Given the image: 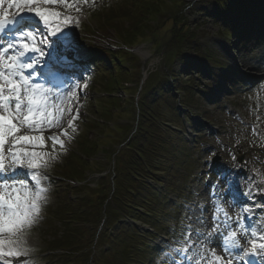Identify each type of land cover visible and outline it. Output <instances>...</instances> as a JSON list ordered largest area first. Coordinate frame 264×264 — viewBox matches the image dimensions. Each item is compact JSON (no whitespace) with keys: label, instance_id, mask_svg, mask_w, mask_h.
Wrapping results in <instances>:
<instances>
[{"label":"rangeland","instance_id":"1","mask_svg":"<svg viewBox=\"0 0 264 264\" xmlns=\"http://www.w3.org/2000/svg\"><path fill=\"white\" fill-rule=\"evenodd\" d=\"M132 1L66 0L67 3L73 5L71 8H65L64 5L59 3L50 4L49 7L52 11L61 13V19L64 17L71 18L67 26L54 34L56 45L53 46L52 50L57 52V56L63 55L60 51L65 47L60 38L65 36L66 33L74 35L73 40L75 43L74 46H72V43L69 44L73 48L67 49L69 52L65 55L75 56L81 66L86 61V57L97 53L96 49L104 47H110L115 51L124 49L122 47L124 46L123 41L118 34L120 30L116 29L115 26L124 24L123 28L126 29L131 25L130 18L138 11V7L131 5ZM42 6L46 7L45 4ZM130 11L133 14L128 20L124 21L122 17L126 14L125 12ZM108 14H114L118 18L115 16L116 19L112 23L103 27L100 17L101 15L107 17ZM169 14H161L148 24L150 28H153L152 32L157 33L160 38L165 31L161 46L144 41L129 49V51L141 50L148 54V58L143 60L137 51V53L135 52L137 61L130 60V62H126L125 65H127L129 77L132 81H127V84L122 82L121 87H112L113 94L107 93L105 90L107 81L100 79V76L104 75H102L101 67L96 66L92 73L97 77L92 78L89 75L90 73L86 72V76L80 84L81 87L72 91L76 93L75 97L65 98L66 107L69 110L64 113L63 127L59 130L65 133L61 136L64 146L57 145L53 148L52 142L46 140V147L41 149L52 156L53 159L48 167L40 173V187L46 189V191L41 193L42 198L39 200V213L36 222L24 232L28 236L25 241L26 246L30 244L31 247L36 249L28 259L35 260L36 264H45L44 258L48 260L46 264H58L55 260L49 261L48 255L41 253L47 250L48 242L51 239L50 236L47 237L49 230L47 225L45 226V211L47 212L50 206L56 203L57 199H74V197L62 193L61 188L58 187L60 180L56 176L62 175L60 171L64 167L62 160L65 161L69 153L81 154L82 151L78 145V133L84 130L87 140L98 145L94 160L102 158L104 151L110 152L114 148L115 145L103 141L102 138L118 124L122 126L133 125L135 93L131 89L138 84L144 73L147 74L146 78H152L150 87L157 83L155 80H170V75L177 76L180 80H191V83L193 81L198 82L202 88L201 94L205 97V105L203 102H198L196 104L197 111H189L191 112L192 121H195L197 118L194 116L199 114L196 123L198 130L195 134L201 138L196 143L193 142L195 135L191 134L186 122H184L185 126L181 131L192 151V153L190 152L192 161L198 160V170L192 174L194 181L189 182V185L184 184L186 177L183 174L186 170L183 168L178 167L174 169L175 173L165 174L166 182L174 184L171 186L175 191L174 189H168L166 192L167 202L169 203L167 210L170 213L164 212L160 216V221L163 222L164 226L160 234L164 235L166 232L172 234L168 236L170 242H165L156 235L148 239L153 257L151 264H171L165 258L166 252L175 245L187 248V243H181L187 235L192 236L193 247L203 245V247L209 249L216 247L220 251L221 249L218 247L219 237L212 239L209 235L213 229L215 206H220L216 211L217 218L223 219L225 211L232 216V210L238 214L241 212V206L252 203L251 200L247 202V198L242 197V200H246L245 204L237 203L236 206H233L232 201L226 194L223 182L217 177L215 179L210 178L205 162L218 157L216 163L224 165L225 168L241 167L240 179L243 180L240 186L241 191L243 193L247 192L250 182H252L255 185L252 187V192L258 194L259 204L264 200V41L257 42V39L253 38L244 48H241L238 42L229 39L212 0H192L183 9L182 16L185 19V25L182 28L185 30V27H188V32L191 33L189 35L191 36L190 40L193 39L194 41L189 42L187 47L182 50L176 48L173 58L164 60L162 55L168 49L166 44L171 35L168 31L172 25V14ZM175 27H179L176 22ZM86 28L89 29L88 32L85 30ZM88 52L90 55H87ZM198 55L215 57L216 62L222 63L228 68L231 79H226L229 76L228 72L226 74L224 70L216 68L217 66L208 67L200 64ZM96 56L100 55L96 54ZM117 57H119L118 53L114 55L112 61H115ZM103 61L112 71L111 75L115 74L116 70L111 62L102 59ZM136 62L141 68L135 67ZM189 71L192 74L188 73L186 75L185 72ZM85 80L86 82H84ZM224 80L233 85V89L226 87ZM217 83H219V87L216 85ZM216 88H218V92ZM205 91L210 92L207 93L208 96ZM228 92L230 93L227 94ZM115 96L120 98L119 106L112 108V116L108 121L102 120L98 114L99 112H97L98 99H110ZM216 99L219 102L214 104ZM161 112L165 113L167 117L170 116L166 105H163ZM69 119L72 121V127H68ZM205 119L206 121H201ZM89 120H92L93 126L89 125L84 129L83 124L89 123ZM221 124H225L227 129L221 130ZM239 124L244 125L246 129L232 133L231 131ZM229 133L231 136L237 137L238 140L245 142L247 147L243 148L239 143L234 142V139H230ZM44 135L46 136L47 132ZM109 162H111V158L108 157V162L107 160L104 161L102 168L110 172L112 170L109 167ZM171 163L174 164L173 159ZM84 176L86 182L90 183V187H93V182L99 178V175L91 174L90 171H86ZM151 187L155 193L162 189V186L155 184H151ZM175 193H185V196L177 202L174 197ZM176 208L179 209L180 222L174 231L176 224L173 220L177 216ZM261 217H264V213H260L256 220L257 224H260ZM260 226L264 228V224H260ZM198 232L199 235H197ZM160 246H166L165 250H160ZM107 247L108 244L102 243L101 248L93 253L95 255L93 262L89 264H95V262L108 264L111 256L107 252H102ZM189 251L193 256L192 251ZM24 259L25 257H20L17 263L22 264ZM196 259L194 258L195 264ZM204 264H207V262H204Z\"/></svg>","mask_w":264,"mask_h":264},{"label":"trees","instance_id":"2","mask_svg":"<svg viewBox=\"0 0 264 264\" xmlns=\"http://www.w3.org/2000/svg\"><path fill=\"white\" fill-rule=\"evenodd\" d=\"M191 1L134 0L131 5L138 7L137 13L130 18L132 11L125 12L122 17L124 21L130 18L131 25L126 29L123 28L124 24L116 25L115 28L120 30L119 37L126 46H134L146 40L161 46L165 31L160 38L148 24L161 14L171 13L172 25L168 31L171 35L166 44L168 49L162 55L164 60H169L173 58L176 48L182 50L189 42L194 41L190 40L188 27L185 30L182 28L185 25L182 12ZM212 1L228 37L238 42L242 48L255 38L256 33L259 34L257 40L264 39V0ZM115 16L108 14L107 17H101V21L108 25L116 19ZM175 22L179 24L178 28L175 27ZM105 54L109 59L114 55L108 50H105ZM130 60L137 61L122 50L117 61L111 62L116 73L110 75L106 71L108 79L110 78L105 85L107 93L113 94L112 87H121L122 82L132 81L125 65ZM199 60L218 64L213 56H200ZM135 67L140 68V65L136 62ZM151 79L149 77L144 82L138 94L137 107L133 108L137 119L133 115V125H116L102 138L115 145L110 152L104 151L102 159L94 160L98 145L89 142L83 134L79 142L81 154L72 153L64 161L63 185L70 195H75V200H65L53 208L48 250L62 253L64 259L61 256L60 260L63 264L71 261L86 264L93 249L108 239L107 229L110 227L113 238L107 250V254L111 256L108 264H146L150 259L143 245L148 233L139 232L122 220L138 222L150 227L152 231L159 228L157 218L165 212L167 205L165 191L174 189V184L161 181L159 174L170 175L175 173V168L181 166L184 169L190 168L187 148L177 132L181 118L178 116L173 94L178 92L177 103L180 109L186 111L191 108L197 110L193 104L199 99L194 92L197 85L191 83V80L182 81L179 77L170 75V80H155L157 83L150 87ZM138 84L131 89L135 94ZM120 102L118 97L101 99V119L108 121L112 116V108L118 107ZM163 105L169 109V117L161 112ZM183 115L188 116L186 113ZM108 157L111 158L110 172L102 168L104 161L108 162ZM172 159L174 164L171 163ZM86 171L105 175H101L94 187H90L84 183ZM67 181L74 182L76 186L66 184ZM148 181L163 184L164 192L153 194ZM180 195L175 193L177 199Z\"/></svg>","mask_w":264,"mask_h":264},{"label":"snow or ice","instance_id":"3","mask_svg":"<svg viewBox=\"0 0 264 264\" xmlns=\"http://www.w3.org/2000/svg\"><path fill=\"white\" fill-rule=\"evenodd\" d=\"M4 2L0 0V5ZM53 3L73 7L66 0H7V8L0 13V30L13 23L19 14L28 12L39 18L47 35L56 34L70 23L71 18L61 19L60 12L42 7ZM13 8L16 11L10 12ZM40 34L25 28L16 32L15 38L6 46H0V69H3L0 70V177H4L0 183V259L8 258L9 264H17L22 257L23 234L36 222L41 193L46 191L40 187V173L53 157L41 149L46 147V140L52 142L53 148L64 146L61 136L65 133L59 130L63 127L64 113L69 110L63 99L50 103V89L35 82L33 73L45 55L41 45L49 42L43 36L38 41L36 37ZM28 53L39 56L26 58ZM25 70L31 71L25 74ZM75 95L71 91L67 97L71 99ZM72 126L69 119L68 127ZM18 172L22 175H17ZM232 183L229 181V187ZM254 186L250 182L248 191L243 194L253 205L256 203L252 192ZM259 207L264 211V200ZM219 208V205L214 208L213 229L209 235L212 239L219 237L218 247L223 255L203 245L193 247L191 235L181 241L187 243V248L173 251L186 254L191 250L197 258L196 264L205 261L207 264H264V228L260 226L264 224V217L257 224L253 207L249 205L241 206L235 220L226 211L223 219H218L216 211Z\"/></svg>","mask_w":264,"mask_h":264},{"label":"clouds","instance_id":"4","mask_svg":"<svg viewBox=\"0 0 264 264\" xmlns=\"http://www.w3.org/2000/svg\"><path fill=\"white\" fill-rule=\"evenodd\" d=\"M26 238H28L27 234L23 235L24 242L26 241ZM22 257H25V259L22 261V264H36L35 260H29L28 258L31 257L34 252L36 251L35 248L31 247L30 244L26 246L24 243L22 246ZM198 251V249H197Z\"/></svg>","mask_w":264,"mask_h":264},{"label":"bare ground","instance_id":"5","mask_svg":"<svg viewBox=\"0 0 264 264\" xmlns=\"http://www.w3.org/2000/svg\"><path fill=\"white\" fill-rule=\"evenodd\" d=\"M68 39H71V36H67ZM138 54L140 55V57L143 59V60H146L148 58V54L144 51H138ZM60 60H64L63 57H60L59 58ZM66 61V60H64ZM143 77H146V73L143 74ZM53 97H50V99H52ZM57 100V99H56ZM214 250L218 253V254H222L223 253H220V251L215 247ZM0 264H7L5 258H2L0 259Z\"/></svg>","mask_w":264,"mask_h":264}]
</instances>
